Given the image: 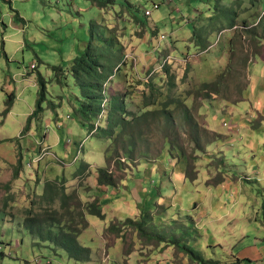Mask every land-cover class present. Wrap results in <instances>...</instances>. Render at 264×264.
<instances>
[{"label":"rangeland","instance_id":"374dc122","mask_svg":"<svg viewBox=\"0 0 264 264\" xmlns=\"http://www.w3.org/2000/svg\"><path fill=\"white\" fill-rule=\"evenodd\" d=\"M7 1L0 0V27L4 21L1 13L5 8L10 9V6L14 10L22 9L33 20L41 17L52 21L47 12H52V8L58 11L54 13L58 22L48 30L31 24L26 37L27 46L18 51L13 61H8L3 52L0 54V75L5 79L9 76L13 85H19L15 92L9 86V93L4 98L1 97L0 86V211L16 216L17 222L24 217L25 209L33 207L38 210L47 206V200L42 203L39 200L38 195L44 190L41 182L45 184L47 180H54L56 175L63 174L72 182L73 174L85 162L82 161L88 155L87 151L93 150L90 152L93 157L89 155V158L95 165L96 162L106 163L103 154L108 142L93 138L99 123L90 131L89 126L78 122L82 127L79 135L75 131L72 135H66L65 131V124L69 128L80 127L70 108V100L74 103L78 87L68 68H63V65L69 63L75 52H80L90 42L98 44V39H101L105 55L115 52L120 59L116 74L104 83L109 98L115 94H125L128 107L138 110L142 94L148 90L146 81L153 78L164 86V93H182L185 102L195 106L193 112L205 129L201 142L204 151H197L198 159L189 163L183 162L177 153L167 155L170 153L168 148L154 159L134 160L121 170L115 159L111 161V168L118 178L117 185H100L98 190L94 188L88 191L90 198L84 201L100 202L105 213L103 219L86 214L88 224L83 230L81 243L92 248L91 261L78 262L69 258L62 249L36 244L26 229L27 232L18 223L9 226L0 212V237L6 253L5 256L0 253V264H166L165 242L160 244L159 241H153L147 233L143 234L133 225H126L129 217L138 218L144 212L152 215L144 226L146 231L154 233V236L162 232L170 241L177 239L173 237H179L183 244L200 250L209 260L230 258L228 252L208 241L214 238V227H227L229 234L228 228L231 227L237 235L239 230H249L250 224H259L260 230L264 232V202L258 204L253 199L264 193V108L257 111L255 108L258 107L253 103L261 102L264 105V74L261 73L264 67V38H254L249 34L248 37L246 34L234 36L237 29L242 28L243 19L257 23L258 19L255 18L264 15L263 6H253L248 0L239 5L236 3L239 9L237 26L220 30V21L223 19L214 18L217 12L212 10L218 0L162 1L161 7L155 9L151 16L144 14V8L150 7L155 0H103L106 4L104 8L93 4V0L14 1V7L13 0ZM26 8L28 12L24 10ZM258 33L263 34L261 30ZM161 34H167L168 38L160 40ZM191 35L195 40H184ZM234 38L237 58L244 54L249 57L247 77L240 80L229 78L233 91H236L238 83L244 86L248 82L244 95H238L243 100L230 102L221 95H215L212 99L204 100L201 106H196L194 95H187V92L195 84L215 80L226 69L233 56L230 42ZM177 41L179 47L176 46ZM167 42L172 43L170 48ZM202 43H207V48L201 47ZM167 55V62L164 60L162 64ZM31 63L37 65L33 69V78L38 81V75L42 73L47 81V90L44 110L35 115L29 127L25 128L29 115L35 109L39 88L30 84L19 97L11 98L10 95H17L25 82L32 81V77H27L29 74L23 76L25 82L15 75L23 68H30ZM48 64L62 67L54 71ZM166 64L171 66V71L177 76L173 84L163 73ZM9 100L12 105L6 115L3 111ZM249 116H255L256 119L251 122ZM183 140L188 154H195V144L189 136L185 135ZM64 144L67 150L70 149L68 155ZM64 160L69 163L66 172ZM187 165L197 168L199 176L196 181L188 178L190 181L185 184L183 175L188 174ZM255 168H261L262 176L254 172ZM89 170L88 174L81 177L88 176L90 167ZM221 177H225L224 182L217 183ZM249 177L252 181H249ZM90 180L94 181L93 177ZM77 184L81 190L89 186L80 177L76 180V188ZM60 185L67 191L64 179ZM215 192H226L238 198L239 201L227 196L232 203L241 204L238 208L243 209L242 215L233 213L216 217L213 212L206 215L203 204L199 202L205 195ZM200 210L203 214L198 213ZM111 224L122 228L123 236L118 237L112 232L109 227ZM260 235L257 229L248 232L246 237L238 235L240 241L231 250L235 257L253 255L254 248L250 245L253 246ZM171 247L173 259H168L173 264H193L190 256L182 252L179 246L175 244ZM129 248L131 250L127 251ZM126 252L130 255L127 256ZM196 264L202 263L197 261ZM256 264H264V260Z\"/></svg>","mask_w":264,"mask_h":264},{"label":"trees","instance_id":"16d2710c","mask_svg":"<svg viewBox=\"0 0 264 264\" xmlns=\"http://www.w3.org/2000/svg\"><path fill=\"white\" fill-rule=\"evenodd\" d=\"M244 0H218L215 7L216 11L214 18H222L219 29L233 28L237 26L238 13L236 3L242 4ZM98 6L104 8L105 1L94 0ZM253 6H263L264 0H248ZM257 23L253 24L248 19L242 20V28L237 29L234 34L236 37H241L246 34L248 37L252 35L254 38H264V15L255 18ZM227 22V23H226ZM258 30L262 31L259 35ZM104 32V31H102ZM231 40L233 56L229 59L226 69L221 71L215 80L203 81L200 84H195L187 95H194L196 106H201L202 102L207 99H212L215 95H221L224 99L230 102H239L241 96L244 95L248 88V82L244 86L239 83L236 85V91L232 90L229 83V78L240 80L246 78V67L249 62V57L244 54L237 58V53L234 43ZM98 44L89 43L85 50L73 57L70 62L69 72L76 81L78 94L75 93V104L71 109L78 122L84 126H89L90 131L95 128L93 138L103 139L108 145L104 151L106 165L96 168L97 181L99 185H107L109 187L116 186L118 178L115 171L111 168V161L114 159L117 162V167L122 169L125 164L133 163L134 160H151L158 157L167 148V155L177 153V156L182 158L183 162L189 163L198 159L197 151H204L202 142V132L205 129L200 124L193 110L195 106L188 105L179 94H169L163 91V85H159L153 78L146 81L147 91L142 94V100L138 110H132L128 107V101L125 94L112 95L105 104L107 115L101 118L99 114L103 110L104 83L110 76L116 74V69H119L120 59L117 53L113 52L105 55L104 45H101V39H98ZM242 44V43H241ZM201 47L207 48V43H202ZM241 50H243L241 48ZM257 54V53H256ZM235 59V61H234ZM64 68V67H63ZM34 69V68H33ZM61 69L57 66L53 67L54 71ZM163 73L169 77L170 84L175 83L176 74L171 71V66L166 64L163 66ZM187 74V72H186ZM236 77V79H235ZM38 98L35 109L29 115L25 128L29 127L31 119L35 115H39L44 110V101L46 100L47 81L43 75H38ZM14 98V94L10 95ZM12 101L7 102L3 114H8L11 110ZM105 126H102L103 122ZM189 136L192 143L195 144L196 153L189 155L184 146V136ZM124 158V160H123ZM21 164L19 161L18 165ZM90 166L89 163L82 164V171H85ZM197 168L187 165V177L192 181L198 179ZM227 174V173H226ZM17 175V171H16ZM225 177L216 181L217 183L224 182ZM59 179L47 180L44 184V190L39 194V200L42 203L47 200V206L41 209L33 207L25 209L23 218V228L36 240V244H47L55 249H62L66 252L69 258L78 262H88L93 258V250L91 247L82 244L79 240L80 234L87 227L86 214L97 216L101 219L105 217L102 210V204L97 201L91 203L84 202L79 194V190L74 189L67 192L63 185H60ZM35 202V201H34ZM3 216H7V212L2 210ZM9 217H14L8 215ZM77 216V217H76ZM152 215L145 212L138 218L129 217L126 220V225H133L143 234L147 233L149 239L166 243L169 246L177 245L182 252L192 259L193 264L200 262L202 264H220V260L206 259L202 252L190 245L183 244L179 237L174 241L168 240L164 233H154L146 231L145 224L149 222ZM110 230L118 237L123 236V229L117 224H111ZM156 232V231H155ZM155 237L156 239H153ZM179 239V240H178ZM171 243L173 245H171ZM131 249H127L130 251ZM127 256L130 253L126 252ZM1 255L5 256L4 253ZM245 262L252 263V260L245 259ZM242 260L238 259L232 264H240Z\"/></svg>","mask_w":264,"mask_h":264},{"label":"crops","instance_id":"0c3cea01","mask_svg":"<svg viewBox=\"0 0 264 264\" xmlns=\"http://www.w3.org/2000/svg\"><path fill=\"white\" fill-rule=\"evenodd\" d=\"M4 1L8 2L7 0H4ZM14 1L25 2L26 0H13L12 1L13 7L15 6ZM93 4L98 5L96 2H94V0H93ZM24 10L26 12H28L27 8L24 9ZM51 10H52V12L49 11L47 13L49 14L50 17H52V21H50V20L47 21L46 18L44 19V18H41V17H38L35 20L30 19L23 12L22 9L15 8V10H14V8L12 9L11 6H10V9H8V8L6 9L5 8L3 10V12L1 13V19H3L4 21L6 20V23L3 21V24L0 27V35H1V41H0L1 50H0V54L3 52L8 61H11V60L13 61L15 59L18 51L19 50H23V48L27 46L26 37L29 35L28 32H29L31 24H35L36 26H38L37 28L43 29V30H48L50 27L54 26L58 22V18L55 16L54 13L58 12V11H55V9H53V8ZM33 14H34V12H32V15ZM56 27H58V26H56ZM9 29L12 30V31H10ZM190 38L195 40L194 38H192V35L184 38V40H187V39H190ZM83 42L86 43L85 41H83ZM195 43H196V41H195ZM161 44H162L163 47H167L168 46L170 48L172 43L170 44V42H167L166 43L167 46L165 45V43H161ZM176 46L179 47V41H177ZM85 48H86V46L84 48H81L80 52H75V54H76L75 56H77L78 54L83 52L85 50ZM2 49H3V51H2ZM171 49H174V48L172 47ZM171 49H170V51H171ZM72 59L68 60L69 63L66 62V64L63 65L64 68H66V67L68 68L67 70H69L70 62H72ZM48 65L51 66L50 64H48ZM54 66H57V65L51 66L52 69H53ZM59 67L61 68L62 66H57V68H59ZM30 68H23L22 71H19V72L15 73V75H17L20 79L23 78L24 82L26 81V79L23 77L25 74H27V75L29 74V76H27V77H30V78L32 77V79H31L32 81L31 82H29V81L25 82V86H23V89L19 90L17 95L15 94V98L19 97L22 94L23 90L25 88H27L28 86H30V84L31 85H36L38 87V81L33 78L35 76V74H34L35 72L33 71V69L31 70ZM36 68H37V65L35 64V68L34 69H36ZM1 71L2 70L0 69V72ZM261 73L264 74V67L261 69ZM41 75H43V74L41 73ZM0 76H1V79H2V82L0 84L1 92H2V95H1L2 98H4L9 93V90H8L9 86L11 87V90H13V92L18 90L19 85H16L15 83H14L15 85H13L11 79H9V76H7V79H5V77H3L2 75H0ZM12 79H13V81H16L14 78H12ZM20 79H17V81L19 82ZM73 101H74V103H72V100H70V108H71V104H72V106H74V104H75V100H73ZM253 103H254V106L256 105V107H258V108H255L257 111H259L258 110L259 108L261 110L264 108V105L261 102H254L253 101ZM261 114L263 115V113H261ZM73 118L75 119V121L77 122V124L79 125L80 128H75L73 126H71L69 128V126L65 124L66 135H72L73 131H75L78 135L80 134V129H82V127L80 126V124L76 120L74 114H73ZM98 118H100V117H98ZM213 119H215V116L213 117ZM255 119H256L255 116L254 117L253 116H249V121L252 122ZM105 123L106 122L104 121L103 125H105ZM72 139L74 140L73 137H72ZM59 142L60 143L62 142V138H60ZM64 145H65V147L67 146L66 144H64ZM65 151H66V154L68 155V153L70 152V149L67 150V147H66ZM92 151H90V152H92ZM90 152L87 151L88 155H86V157L82 161V162L85 161V162L90 164L89 167L91 169V172H90V174L88 176L81 177V176H84V175L88 174V172L90 171L89 167L85 171H82V167H81V169L79 171H77V172H75L73 174L74 178H73L72 182L68 181V179L66 178V174L59 175V176L56 175V177H55V178H58V179L60 178L59 179L60 181H62V179H64V184L67 187V192H69L71 190H74L76 188V180H77V178L80 177V178L84 179V182H87L89 184V186H84V189L81 190L82 188L78 187V184H77V188L79 190V193H80L81 198H82L83 201H87L90 198V196L88 195V191H91L94 188H96V190H98L100 185L98 184V181H97L96 168L99 167V166H104L105 165V164H97V162H96V165H95L94 162L91 160V158H89V155L93 157V155L90 154ZM63 164L65 165L64 166L65 167L64 171L66 172L69 163L64 160ZM254 172H258V175L262 176V174L260 173L261 172V168H257V169L255 168ZM183 176H184V179H185V184H186V182L190 181L188 179L187 175H183ZM90 177H93L94 181H91ZM55 178H53V179H55ZM249 181H252L251 177H249ZM92 182H94V184H90ZM41 184H42V186L44 185L43 182H41ZM229 186H230V184L227 185V188ZM87 187H89V189H87ZM185 191H186V187H185ZM42 192H43V189H42ZM92 196H94V194H92ZM227 196H230V197L236 199L235 197H233L234 195H232V194L229 195L226 192L225 193H223V192H215V193H212V195H209V194L205 195L204 199L201 202H199V203L203 204V209L206 211V215L210 214L211 212H213L216 217H221L223 215L227 216L228 214L231 215L233 213L236 214V215H242V210L243 209L238 208L239 207L238 205H240V207H241V204H237V203H235V201H234V203H232L231 199H228ZM83 197L85 199H83ZM253 199L257 200L258 204L263 203L264 202V193L261 194L260 196H258L257 198H253ZM236 200H238V198ZM198 213L199 214H203V211L200 210V211H198ZM16 218H17L16 216L9 217L8 214H7V216H3V220L6 221L9 224V226H12L14 223H18L19 226L24 231H26L23 228V224H22L24 217L21 220H18V222L16 221ZM94 220H97V219L95 218ZM204 222H206V221H204ZM253 226H255V227H253ZM259 226H261V225H259V224L258 225L250 224L249 225V230L247 228L239 230L237 235H236V230L231 228V227L228 228L230 230L231 234L227 233V230H226L227 227H225V228L224 227H214V233H215L214 238H213V240H208V241L212 242L216 247H220L221 249H223V251L228 252L230 254V258H228V259H223V257H222V258L217 259V260L222 261L223 264H225V262L234 263L238 259L242 260V262L240 264H256V262L263 261L264 260V232H262L260 230ZM255 229H257V233L258 234H260V232H261L262 235H260L261 236L260 238H257L255 240L256 242H255V244H253V246L250 245V247L254 248L253 253H252L253 255H249L248 254L247 256H244V257L241 256V255L240 256L238 255L237 258H236L234 252L231 251V250L234 249L233 246L236 245L238 243V241H240L238 235L242 234L243 237H246L248 232L250 233L252 230H255ZM244 234H246V236ZM82 235H83V232H82V234L79 237L80 242H81ZM16 240H17V245H19V240L18 239H16ZM42 245H46V244H42ZM171 250H172V247L166 244L165 255H164V259L166 260L165 261L166 264H173L171 262V260L168 259L169 257H171L173 259V251H171ZM0 253L2 254V253H4V251H2ZM4 254H6V253H4ZM245 259L252 260V263L243 261ZM48 262L50 263L51 261H48ZM38 263H40V262H38ZM232 263H230V264H232ZM220 264H222V263H220Z\"/></svg>","mask_w":264,"mask_h":264},{"label":"built area","instance_id":"2783aa9c","mask_svg":"<svg viewBox=\"0 0 264 264\" xmlns=\"http://www.w3.org/2000/svg\"><path fill=\"white\" fill-rule=\"evenodd\" d=\"M162 1L170 2V1H173V0H155L154 2H152V5L150 7H145L144 8V14L146 16H151L155 9H159L161 7ZM167 38H168L167 34L166 35H164V34L160 35V40H165ZM159 47L157 49H159ZM167 57H168V55L162 60V64L164 63V60H165V62H167ZM30 67H31V69L35 68V63H32ZM104 95H105V97H104V100H103V103H102L103 110L99 114L100 118L105 116V113H106L105 104L108 102V99H109L108 93L106 91V87H104ZM57 159L59 161H61V159H59V158H57ZM2 251H4V242H3L2 238L0 237V252H2ZM109 257H110V255H109ZM36 261L40 262V260L38 258L36 259Z\"/></svg>","mask_w":264,"mask_h":264}]
</instances>
